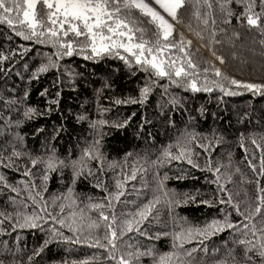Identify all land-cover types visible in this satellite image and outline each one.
I'll list each match as a JSON object with an SVG mask.
<instances>
[{"label":"trees","instance_id":"trees-1","mask_svg":"<svg viewBox=\"0 0 264 264\" xmlns=\"http://www.w3.org/2000/svg\"><path fill=\"white\" fill-rule=\"evenodd\" d=\"M18 2L22 4L23 0ZM221 2L207 0L211 5L209 8L205 0H187L175 21L174 35L178 39L182 33L191 41L188 53L201 71L205 67L210 69L209 80L216 79L211 71L215 66L229 78L264 84V21L261 27L250 28L246 22L237 20L244 10V3L227 0L232 15L226 16L220 7ZM248 2L254 4V12L262 11L259 0ZM35 12L37 18L44 19V26H51L47 24L43 0L37 1ZM204 20L207 23L202 22ZM130 27L143 29L145 41L154 39L155 26L138 12L132 14ZM18 30V26L14 29L0 21V53L6 57L0 61V69H3L0 71V177L4 178L0 180V213L7 215L22 210L17 206L23 204H27V211L31 212L34 205L28 199L30 192L24 190L23 182L30 185L34 179L46 199L66 197L63 200L64 215L74 214L77 221L83 219V231L74 235L69 228L54 225L64 236L72 239H49L47 228L44 231L39 228L11 229L12 221L0 216V221H3L0 226L5 229L0 232L2 264H30L29 257H32L31 264H117L109 257L107 248L95 244L97 239L106 243L103 240L106 225L101 221L96 228L88 227L89 222L99 219V210L89 205L108 204L106 197L116 190V180L123 182L124 172L131 174L134 163L137 169L144 167L143 162L137 160L138 155L154 160L159 155L158 150L167 145H171L175 154L176 141L185 132L196 136L191 146L199 155L192 159L199 167H192L182 158L145 172L137 171V178L124 184L119 201H112L118 219L121 213H134L152 198L156 188L154 173L159 177L167 174L163 181L164 189L173 193V203L170 205L165 198L157 205L154 215L141 225L146 235L136 230L126 232L123 238H118V244L125 251H135L140 247L141 251L154 250L158 256L174 251L172 236L160 233H173L189 225L203 226L213 219L223 220L225 215L230 222H244L232 205L219 202L220 199L226 200L227 196L220 194L214 182L216 177L207 170L206 163L210 159L213 167L219 165L225 190L231 193L234 204L240 202L242 208H247L246 202H251L255 207L257 187L264 189V175L260 173L264 162V90H247L225 83L229 88L227 93L211 84L208 87L212 91L192 92L161 77L149 93L148 100L140 103L139 89L149 82L153 75L151 72H145L134 64L129 67L114 55L87 59L91 56L90 49L81 51L78 47L72 55L60 58L59 72L51 68L37 78L29 79L33 69L46 62L47 57L55 59L54 50L51 45L40 44L37 40L23 39L16 34ZM140 35L136 33L137 37ZM68 38L83 39L72 34ZM217 56H222L224 63ZM58 76L64 79L63 85L57 82ZM45 90L46 94L42 95ZM25 91L28 92L26 98L23 97ZM58 92L59 97L56 95ZM174 96L186 106L172 107L169 101ZM12 97L24 98L27 106L37 109L36 114L25 118L24 106L17 112L15 105H6L4 101ZM50 100L57 103L50 104ZM116 100L122 102L117 104ZM124 100L130 102L123 103ZM81 115L86 119L78 120ZM101 120L107 123L100 124ZM16 121L21 122L17 124ZM124 121H127L126 125L115 127ZM94 139L100 140L102 166L96 159H90L88 168L92 170L91 176L86 169L84 174L72 180V169L60 166L50 170L48 179L41 181L43 164L31 165L29 155L46 157L52 150L60 160H75L80 157L81 149ZM252 140L256 143L253 144ZM200 144L210 145L208 151L205 152ZM13 146L23 155L9 160ZM129 153L131 156L125 159ZM250 163L255 165V171ZM26 171L31 176H25ZM97 181L102 182V187H96ZM6 184L18 187L20 191L13 192ZM186 196L188 201L183 203ZM176 200L181 203H175ZM207 200L211 203H201ZM40 202L44 203L43 200ZM112 213L113 208H106V214L110 216ZM260 219H264V215L253 218L257 228L260 227ZM89 236L92 239L88 243L77 242V237L87 239ZM248 238L251 239V235ZM128 245L132 247L128 248ZM183 248L188 252V256L183 257L184 264H216L218 261L232 264L229 254L236 258V264H244V246L235 243L230 229L207 239L197 237L184 243ZM36 249L41 251L35 254ZM249 256L253 264H262L257 252L249 251ZM138 264H153V258L142 256Z\"/></svg>","mask_w":264,"mask_h":264},{"label":"snow or ice","instance_id":"snow-or-ice-1","mask_svg":"<svg viewBox=\"0 0 264 264\" xmlns=\"http://www.w3.org/2000/svg\"><path fill=\"white\" fill-rule=\"evenodd\" d=\"M186 3L187 0H43V5L47 9V24L51 25L48 27L44 26V19L37 18L36 16L35 6L37 0H23L22 4L18 0H0V21L5 22L9 27L14 29L18 26L19 30L16 34L23 39L37 40L40 44L51 45L54 50L53 56L55 59L51 56L47 57L46 62L41 63L37 68L33 69L32 76L29 79L37 78L39 74L47 72L51 68H56L59 72L58 61L60 58L72 55L78 47L81 51L90 49L91 56L86 57L87 59L95 60L102 55H114L123 60L129 67L134 64L145 72H151L153 75L149 78V82L139 89L140 103L148 100L149 93L156 86L157 79L161 77L167 78L172 85L190 89L192 92H199L201 90L212 91V88L208 87L211 84L213 87H218L222 92L227 93L229 88L225 87V83L229 86H242L247 90H264V84L248 83L235 78H229L221 72L220 68L215 66L212 67L211 71L214 73L216 79H208L210 69L205 67L201 71L188 53L191 41L186 39L182 33L177 39L174 35V23L170 22L164 15L166 14L167 17H170L171 21H177L179 13L183 10ZM205 3L207 4V0H205ZM236 3L245 4L240 16H237L238 22H246L250 28L262 26V21H264V0H259L262 10L260 13L253 11L254 4L249 3L248 0H236ZM207 6L211 8L210 4H207ZM220 7L226 16L232 15V12L228 9L227 0H222ZM161 10L164 14H162ZM135 12H138L141 17L146 18L150 25L155 26V31L152 33L154 39L145 41L143 39V29H133L130 27L131 16ZM196 15L199 16V13H196ZM202 22L207 23L206 20ZM137 32L141 33L139 37L136 36ZM70 34L75 38L83 39H70L68 38ZM125 53L128 55H125ZM165 53H168V55H165ZM213 54L215 55V53ZM216 58L221 63H224L222 56H217ZM5 59V55L0 53V61ZM11 67L12 65L9 64V68ZM27 67L28 65H25V68ZM2 70L0 69V71ZM69 74H71L70 70ZM202 75L203 80H201ZM57 82L63 85L64 79L58 76ZM41 94L45 95L46 90ZM56 95L59 97L60 93L58 92ZM27 96L28 92L25 91L23 97L26 98ZM24 98L12 97L10 100H5L4 103L6 105H15L17 112H19L21 106H24L23 117L32 118L36 114L37 109L27 106ZM121 102V100L115 101L117 104ZM128 102L130 101H123V103ZM131 102L135 103L136 101L131 100ZM49 103H57V101L50 100ZM169 103L172 107L186 106L175 96L172 97ZM84 119L86 117L83 115L78 117V120ZM20 122L16 121L17 124ZM99 123L106 124L107 121L101 120ZM168 123L171 124L172 121L169 120ZM126 124L127 121H124V124H116L115 127L120 128ZM37 131L40 130L37 129ZM56 131L59 132V130ZM195 139V134L185 132L176 141L177 151L175 154L171 151V145H167L158 150L159 155L154 160H149L147 157L138 155L137 160L142 161L144 167L137 169L134 163L131 174L127 171L124 172L123 182L119 179L116 180V190L108 193L106 197L109 201L108 204L106 206L101 204L89 205L90 208L99 210V219L96 222H89L88 227L96 228L101 221L106 225V234L103 237L106 243H102L101 239H97L95 244L99 247L107 248L109 257L116 260L117 264H138L142 256H151L153 264H184L183 257L188 256V252L183 248L184 243L197 237L207 239L209 236L221 233L225 229L232 230L235 243L244 246V264H253L249 251L257 252L262 264H264V219L259 220V228H257L256 222L253 220L254 217L264 215V189L259 188V186L257 187V195L255 197L257 203H255L254 208L251 202H246L247 208H242L240 202L234 204L231 193L225 190L222 177L219 174V165L213 167L210 159L206 163V168L216 177L214 182L217 184L220 194L227 196L226 200L220 199L219 202L232 205L234 210L243 217L244 222H230L229 217L225 215L223 220L213 219L203 226L189 225L181 227L179 231L173 233H160V235L172 236L174 251L165 252L158 256L154 250L146 249L141 251L140 247H136L135 251H125L118 244V238H123L126 232L136 230L145 234L141 229V225L149 216L154 215L153 210L157 208V205L162 200L167 198V203L170 205L173 203V193L164 189L163 181L167 179V174L164 177H159L154 173L156 188L152 198L148 199L134 213H121V217L118 219L115 214V205L112 201H119L121 195H123L124 184L129 180H135L137 178V171L145 172L146 169L170 164L173 160H181L182 158L186 159V162L192 167L198 168L199 164L195 163L192 159L194 155H199V153L193 152L191 146V142ZM252 143L255 144L256 141L252 140ZM99 144L100 140L94 139L90 144L81 149L80 157L75 160H60L56 157L54 150L49 152L46 157L34 158L29 155V159L32 166H37L38 163L43 164L44 171L41 181L48 179V172L50 170L57 169L60 166L65 168L70 167L72 169V180H75L78 176L84 174L86 169L88 175H92V170L88 168V161L90 159H96L102 166V153L100 152ZM199 146L205 152L210 147L207 144H200ZM21 148H23L22 144ZM22 155L23 153L17 151L16 147L13 146L8 159L11 160L12 157H21ZM130 156V153L126 154L125 159H128ZM250 167H252L253 171L256 170L255 165L251 163ZM260 173L264 175V162H262ZM24 175L31 176V173L26 171ZM119 175L117 173V176ZM3 179V177H0V180ZM228 179L230 180L231 177L229 176ZM23 183H25L24 190L30 192L28 199L32 201L34 208L31 212H28V205L23 204L17 206L22 210H16L7 215L0 213V216H5L6 220L12 221L11 229L39 228L41 231H44L47 228L49 239L61 237L64 241H70L72 237L64 236L59 228L54 225H59L60 228L67 227L74 235L78 231H83V219L77 221L74 214L69 216L64 215L65 205L63 200L66 197L53 196L46 199L34 179L30 185L27 182ZM5 186L11 187L7 184ZM96 187H102V182L97 181ZM69 190H71V185H69ZM11 191L18 192L20 189L18 187H11ZM105 191L107 192L108 190L105 189ZM41 200L44 201L43 204L40 202ZM187 201L188 197L186 196L182 202L187 203ZM15 203L16 201L13 198V204ZM175 203L179 204L181 201L176 200ZM201 203L210 204L211 201H201ZM106 208H113V213L110 216L106 214ZM221 211L224 210L221 209ZM13 217H15L14 220ZM49 222H54V224ZM2 224L3 221H0V225ZM4 231V227L0 226V232ZM249 235H251V239L248 238ZM236 237L240 238L236 239ZM91 239V236L87 239L77 237V242L88 243ZM253 240L255 243H253ZM127 247L131 248L132 246L128 245ZM40 251L41 249H36L35 254H38ZM229 258L232 260V264H236L234 256L229 254ZM31 261L32 257H29L30 264ZM216 264H227V261H218Z\"/></svg>","mask_w":264,"mask_h":264},{"label":"rangeland","instance_id":"rangeland-1","mask_svg":"<svg viewBox=\"0 0 264 264\" xmlns=\"http://www.w3.org/2000/svg\"><path fill=\"white\" fill-rule=\"evenodd\" d=\"M37 1H38V0H37ZM156 7H158V6H156ZM158 10H159V9H158ZM161 12H162V10H161ZM162 14H164V13L162 12ZM164 15L166 16V18H168V19L170 20V22L174 23V26L176 25L175 21H171V18H170V17H167L166 14H164Z\"/></svg>","mask_w":264,"mask_h":264}]
</instances>
